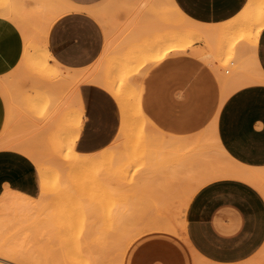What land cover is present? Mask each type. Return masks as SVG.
Listing matches in <instances>:
<instances>
[{
    "label": "crops",
    "instance_id": "obj_1",
    "mask_svg": "<svg viewBox=\"0 0 264 264\" xmlns=\"http://www.w3.org/2000/svg\"><path fill=\"white\" fill-rule=\"evenodd\" d=\"M63 1L71 10L52 24L47 49L52 62L64 70L78 74L96 70L103 62L108 42L109 51L114 49V35L121 28L131 32L118 43L119 51H129L130 44L136 42L139 57L144 60L145 54L152 50L149 41L158 37L155 26L159 22L157 10L151 13L152 2L140 9L137 8L140 0ZM247 1L172 0V3L186 18L212 28L235 18ZM24 3L31 5L29 0ZM113 5L116 14L109 27L89 12L104 13ZM173 28L168 26L167 32ZM199 42L204 45L198 43L186 53L171 52L157 62H147L139 74L132 76L139 86L145 118L166 138L189 141L215 124L219 143L233 161L264 171V83L239 88L222 103L217 65L214 58L206 55L208 44ZM24 47L20 28L8 16L0 15V78L16 71ZM256 60L264 76V29ZM25 90L27 87H22ZM75 99L74 110L79 112L81 121L75 149L80 154L98 153L110 146L118 134V104L105 89L89 82L79 84ZM21 110L27 121L40 123L28 105L22 103ZM7 117L9 120V108L0 92V135ZM7 191L33 198L40 194L35 163L26 154L11 149L0 150V199ZM184 230L185 238L163 231L144 233L129 246L123 264H194L193 254L209 263L237 262L251 256L264 244V193L239 179L210 182L188 203Z\"/></svg>",
    "mask_w": 264,
    "mask_h": 264
},
{
    "label": "bare ground",
    "instance_id": "obj_2",
    "mask_svg": "<svg viewBox=\"0 0 264 264\" xmlns=\"http://www.w3.org/2000/svg\"><path fill=\"white\" fill-rule=\"evenodd\" d=\"M24 1L6 0V5H0V15L8 16L17 24L25 42L23 58L16 71L7 77L0 78V92L9 108L8 124L5 125L0 135V150H16L30 157L37 167L40 194L33 198L19 192L7 191L1 197L0 264H52L54 257L49 258L40 250L32 252L29 249L26 251L18 249L16 241L28 243V241L36 239L46 225L47 221L44 217L51 205L55 204L56 207V202L58 204L62 202L63 205H69L68 208H71L70 199H73L74 196L71 194L72 192L66 190L76 188L82 182L94 180L106 163L114 159L116 162L117 157L120 159L119 149L121 147L133 149L140 141H143L142 139L157 144L155 136H158L159 139H162L158 143L159 147L165 149L168 154L182 153L176 163L167 165L165 171L167 176L163 177L162 175L158 179H153L152 184L167 190V193L172 185L182 184L183 187L180 190L186 189L182 193L179 205L174 210L170 211L169 206L166 205L167 216L145 220L149 223L146 228L149 232L170 231L185 238L184 217L187 205L193 195L210 182L227 178L239 179L252 184L264 193V171L258 172L233 161L219 143L215 124L207 131L192 137L190 141L182 138H166L161 132L156 131L142 112L139 86L132 78L133 75L140 73L144 65L130 76L123 74L116 77L109 76V70H103L105 59L110 53L109 42L106 54L104 53L102 56L103 65H98L92 72L78 74L66 71L56 62H52V56L47 49L49 30L54 21L69 12L71 8L63 0H29L30 6H26ZM149 2L153 3L151 13L154 14V11L157 10L158 16L156 17L159 22L155 26V31L158 36L167 37V27L170 25L178 28L183 36L205 41L209 47L217 44L218 39L226 34L231 37L236 36V66L224 73L218 61L216 59L213 61L217 65L223 88L222 103L239 88L255 83H264V76L258 69L256 60L259 37L264 29V0H248L235 18L212 28L203 27L186 18L174 6L172 0H140L137 8L144 9ZM113 8L115 10L116 7ZM109 9L104 13L99 10H90L89 12L102 24L109 27L108 23L113 19L109 16L112 14V7ZM153 47L154 49L145 54L144 58L148 62H157L171 52H184L190 48L163 50L164 44L162 43ZM32 54H36L35 60L45 76L40 74L38 79L29 80L30 86L50 91L51 94L52 92L57 93L52 94L55 98L52 110L47 111L43 124H35L30 119L27 121V115H22L25 112H21V104L27 94L26 92L21 93L20 86L15 84L14 78L13 80L10 78L26 66L27 60ZM231 71L232 74L226 75ZM46 75L49 77L47 78ZM82 82L101 86L114 98L120 110V128L114 142L95 154H80L75 149L81 121L79 112L74 110L76 103H73L76 100L78 86ZM62 101L64 102L62 103ZM64 110L65 112L68 110L70 114L67 115L65 123L61 125L60 120L64 116ZM60 114L61 116H59ZM21 115L25 118L22 119ZM54 117L59 118L58 121ZM53 121L55 122L54 127L52 126ZM73 121L75 124L72 123ZM146 131L152 133L149 138L145 135ZM64 140H66L65 145L62 144ZM209 140L212 143H208ZM49 145H52V149L48 154ZM188 148L191 155L186 151ZM48 157L60 162L59 170L55 172L47 168ZM64 167L69 169V173H64ZM147 181L151 183L148 179ZM61 185H64V188H61ZM60 192H63L64 195L61 196ZM55 195L61 196L59 200ZM63 197L64 199H61ZM69 201L70 203H67ZM62 207L59 206V209L62 210ZM132 227L127 228V232L98 233L91 229L78 235L66 236L67 232L65 236L59 235L60 239L64 237L61 241L62 244L58 241L62 246L59 244V248L62 249L59 261L61 264H122L129 246L144 234L142 227L129 233ZM262 250L260 252H263ZM37 253L39 254L37 255ZM40 253L41 256H39ZM111 256L112 260H110ZM198 259L212 264L201 258Z\"/></svg>",
    "mask_w": 264,
    "mask_h": 264
},
{
    "label": "rangeland",
    "instance_id": "obj_3",
    "mask_svg": "<svg viewBox=\"0 0 264 264\" xmlns=\"http://www.w3.org/2000/svg\"><path fill=\"white\" fill-rule=\"evenodd\" d=\"M114 4L116 5V3ZM0 5H6V0H0ZM113 7L115 6L113 5ZM113 7L111 9L112 14L109 15L112 18L116 14ZM123 29L124 28H121L116 32V35H114V49L105 59L106 64L103 70H109L108 75L112 77H116L120 74L130 76L139 71V69L148 62L146 59L141 60L142 58L139 57L137 51L138 43L136 42L134 45L130 44L132 47L129 51H119L118 43L131 32L129 29ZM235 37H231L229 34L220 37L218 43L212 47L208 46V51L206 52L207 56L218 61L224 73L226 70H232V68L236 66L235 45L237 39ZM149 42L152 49H154L153 46L157 44H164L163 50H183L192 47V45L196 47L198 43L204 45V42H199L193 38L183 36V33L178 28L169 30L167 32V37L158 36ZM204 50H206V48ZM29 57L30 59L27 60L26 66L21 68L10 78L12 80L14 78L15 84L20 86L21 89L24 86L27 87V90H21V93H28L30 90L31 93L24 96V103L23 100L22 103L25 106L28 105L33 116L40 120V124H43L47 111L52 110L54 98L48 91L42 90L39 87L36 89L30 86L29 80H36L40 74L43 76H45V74L41 71L38 62L35 60L36 54H32ZM230 74H232V71L229 74L226 73V75ZM46 76L47 78L49 77L48 75ZM133 80L137 84V80L134 79V77ZM63 102L64 101H62V103ZM67 113L68 110H66V112L64 110V116H62V119L60 118L61 125L65 123L67 115L70 114V112ZM33 121L35 124H38L37 121ZM72 123L75 124L74 121ZM6 124H8V117ZM145 135L149 138L152 133L150 134L149 131H146ZM155 138V141L158 143L162 141L158 136H155ZM142 140L143 141H140L133 149L121 147L119 149V153L121 154L120 159L117 157L116 162L114 159L108 162L110 164L106 163V165L100 169V174L94 178V180L88 181L89 183L87 181L82 182L77 185L78 187L66 190L72 192L71 194L74 196L73 199H70L71 208L69 209V205L66 204L67 206H65L62 202L61 204L56 202V207L55 204L54 206L51 205L47 211L46 217H44L47 221L46 225L38 237L28 241V243L17 240V248L25 251L29 249L32 252L40 250L41 253L47 254L49 258H55H53V263L50 259L52 264H55V262L56 264H61L59 260L61 259L60 251L62 249L59 248V244L64 237L60 239L59 235L65 236L66 232V236L78 235L91 229L98 233H110L112 231L127 232L129 227L133 226L134 228L132 227L133 229L131 228L132 231L130 229L129 233L135 232L134 229H138L139 227L143 228L144 233H148L149 231L146 230V228L149 223L145 220L167 216L166 205L169 206L168 208L170 211L174 210L179 205L182 199V193L183 191L185 192L186 189L180 190L183 185H175L174 182L175 186L172 185L167 193V190L152 184L153 179H158V177H162V175L163 177L167 176L165 173L167 165L176 163L182 153L179 152L177 154L175 152L174 155L171 153L168 154L165 149L159 147L160 144H152V142L146 139ZM208 143H212V141L209 140ZM62 144L65 145L66 140L62 141ZM49 148L50 151L48 154L51 153L52 145H49ZM186 151L191 155L189 148L186 149ZM131 155L132 157H129ZM48 158L47 168L55 172L59 170L60 162L54 161L51 157ZM63 170L64 173H69L67 167H64ZM147 179L151 181V183L148 182ZM60 187L64 188V185ZM60 194L61 196L64 195L63 192H60ZM61 196H56L57 200H59ZM61 199H64V197ZM70 201L67 203H70ZM59 206L64 207H62L61 210ZM163 232L172 233L170 231ZM58 241H60V243ZM261 250L263 252H260ZM41 253L39 256L42 255ZM38 254L39 253H37V255ZM193 256L194 264H207L199 261L195 254H193ZM56 259L58 263L55 261ZM110 260H112V256ZM210 262L216 264H264V244L256 253L243 260L237 262Z\"/></svg>",
    "mask_w": 264,
    "mask_h": 264
}]
</instances>
